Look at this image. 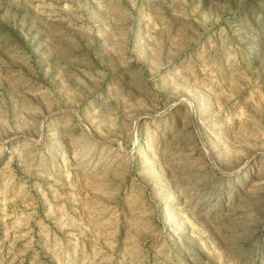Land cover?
<instances>
[{"label":"rangeland","instance_id":"obj_1","mask_svg":"<svg viewBox=\"0 0 264 264\" xmlns=\"http://www.w3.org/2000/svg\"><path fill=\"white\" fill-rule=\"evenodd\" d=\"M0 264H264V0H0Z\"/></svg>","mask_w":264,"mask_h":264}]
</instances>
